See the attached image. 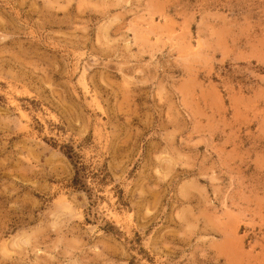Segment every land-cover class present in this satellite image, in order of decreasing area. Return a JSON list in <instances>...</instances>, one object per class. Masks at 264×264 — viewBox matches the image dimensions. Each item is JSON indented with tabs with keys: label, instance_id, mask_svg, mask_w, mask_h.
<instances>
[{
	"label": "rangeland",
	"instance_id": "obj_1",
	"mask_svg": "<svg viewBox=\"0 0 264 264\" xmlns=\"http://www.w3.org/2000/svg\"><path fill=\"white\" fill-rule=\"evenodd\" d=\"M0 264H264V0H0Z\"/></svg>",
	"mask_w": 264,
	"mask_h": 264
}]
</instances>
